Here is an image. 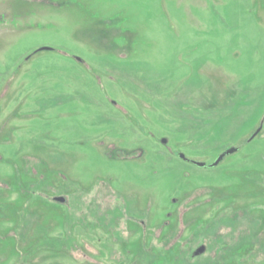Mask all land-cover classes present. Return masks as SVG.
<instances>
[{"label":"rangeland","instance_id":"rangeland-1","mask_svg":"<svg viewBox=\"0 0 264 264\" xmlns=\"http://www.w3.org/2000/svg\"><path fill=\"white\" fill-rule=\"evenodd\" d=\"M0 264H264V0H0Z\"/></svg>","mask_w":264,"mask_h":264},{"label":"water","instance_id":"water-1","mask_svg":"<svg viewBox=\"0 0 264 264\" xmlns=\"http://www.w3.org/2000/svg\"><path fill=\"white\" fill-rule=\"evenodd\" d=\"M44 49H49V47H44ZM261 129H262V125H261V126L258 128V130H257V131H256L251 137H250L249 140H250V141L253 140V139H254V138L260 133ZM162 142H163V143H166V142H167V139L163 138V139H162ZM238 149H239V148H238V147H235V146H231V147H229V148L226 149L224 152H222V153L216 158V160L210 164V166H211V167H216V166H218V165L224 160V158H225L227 155H229V154H233V153L237 152ZM180 157H181L182 159H184V160H187V161H191V162H193V163L196 164L197 166H200V167H205V166H207V163H206V162L189 160V159L186 157V155H185L184 153H180ZM54 200L57 201V202H66V201H67V198L64 197V196H57V197H55ZM206 249H207L206 245H205V244H202V245H200V246L194 251V254H193V255H195V256H197V255H201V254H203V253L206 251Z\"/></svg>","mask_w":264,"mask_h":264},{"label":"trees","instance_id":"trees-1","mask_svg":"<svg viewBox=\"0 0 264 264\" xmlns=\"http://www.w3.org/2000/svg\"><path fill=\"white\" fill-rule=\"evenodd\" d=\"M227 104H229V102H227L226 105H227ZM252 106H254V105H252ZM248 107H249V106H248ZM244 111H245V112H248L246 109H244ZM206 119H207V118H206ZM205 121H207V120H205ZM238 121L240 122V119H238ZM207 122H209V121H207ZM210 122H211V121H210ZM205 123H206V122H205ZM237 123H238V122H237ZM208 124L211 125V123H208ZM241 125H242V124H241ZM186 127H187V126H186ZM207 127H208V129H210V126H207ZM212 127H213V123H212ZM248 140H249V139H248Z\"/></svg>","mask_w":264,"mask_h":264},{"label":"flooded vegetation","instance_id":"flooded-vegetation-1","mask_svg":"<svg viewBox=\"0 0 264 264\" xmlns=\"http://www.w3.org/2000/svg\"><path fill=\"white\" fill-rule=\"evenodd\" d=\"M140 223L142 224V226L146 227L147 228V222L143 219L140 220ZM168 222H166L167 224Z\"/></svg>","mask_w":264,"mask_h":264}]
</instances>
